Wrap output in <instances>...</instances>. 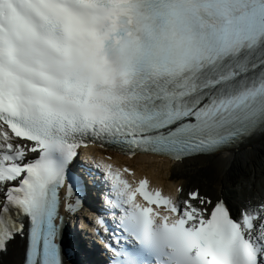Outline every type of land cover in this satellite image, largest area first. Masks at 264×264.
Returning a JSON list of instances; mask_svg holds the SVG:
<instances>
[{
  "label": "snow or ice",
  "instance_id": "snow-or-ice-1",
  "mask_svg": "<svg viewBox=\"0 0 264 264\" xmlns=\"http://www.w3.org/2000/svg\"><path fill=\"white\" fill-rule=\"evenodd\" d=\"M257 132L264 0H0V256L65 264L91 179L108 264H264V198L234 208L80 160H196Z\"/></svg>",
  "mask_w": 264,
  "mask_h": 264
},
{
  "label": "bare ground",
  "instance_id": "bare-ground-1",
  "mask_svg": "<svg viewBox=\"0 0 264 264\" xmlns=\"http://www.w3.org/2000/svg\"><path fill=\"white\" fill-rule=\"evenodd\" d=\"M116 156L119 164L133 166L155 186L160 185L173 194L181 185L185 190L199 187L213 198L225 199L234 208L264 196V132L237 148L196 160L174 162L155 155H138L132 159ZM21 247V244L13 245L7 255L0 257V264H20Z\"/></svg>",
  "mask_w": 264,
  "mask_h": 264
},
{
  "label": "rangeland",
  "instance_id": "rangeland-1",
  "mask_svg": "<svg viewBox=\"0 0 264 264\" xmlns=\"http://www.w3.org/2000/svg\"><path fill=\"white\" fill-rule=\"evenodd\" d=\"M247 174H249V173H247ZM258 178H260V177H258ZM236 182H234L236 185H238L239 183H238V180H235Z\"/></svg>",
  "mask_w": 264,
  "mask_h": 264
}]
</instances>
